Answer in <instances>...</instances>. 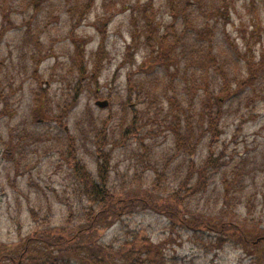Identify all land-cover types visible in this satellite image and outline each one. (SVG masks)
<instances>
[{
	"label": "rangeland",
	"instance_id": "rangeland-1",
	"mask_svg": "<svg viewBox=\"0 0 264 264\" xmlns=\"http://www.w3.org/2000/svg\"><path fill=\"white\" fill-rule=\"evenodd\" d=\"M186 1L189 10L183 15L181 9L186 3L183 0H95L91 11L80 18L78 9L88 0H39L38 3L9 0L5 10L10 11L11 17L6 21L0 5V29L7 26L0 38V245L3 249L19 244L36 227L30 206L50 209L53 225L61 226L70 217L68 203L75 205L74 209L82 204L76 201L81 183L75 178L68 149L71 152L76 149L79 158L97 175L101 153L96 136L103 128L108 133L105 150L112 154L113 188L119 192L129 191L133 184L135 188L138 185L150 188L155 174L146 162L148 158H141V153H146L145 144L152 150L150 162L154 165L157 159L160 169L166 167L164 186L169 191L178 190L186 176L185 158H178L172 133L154 113L150 123L144 121L143 133L134 130L129 141L124 145L120 142L122 122H130L134 109L139 107L134 105L135 96L128 104V77L131 75L138 82L145 80L147 73L140 67H150L145 64L149 50L143 19L152 14L153 25L158 24L161 33L172 23L181 33L185 21L180 18L175 22L174 18L183 16L193 18L194 22L200 18L201 24L207 12L209 18H222L221 26L226 19V32L230 36L228 41L223 32L218 33L216 52L233 56L230 43L244 52L249 42L254 44L258 60L264 57V0ZM74 5H77L76 14L69 12ZM194 22H187L188 29H195L201 36L202 28ZM257 24L260 39H251ZM135 40L139 42L137 47L129 50ZM192 47L190 51H194ZM81 52L83 62L79 57ZM193 55L196 58V51ZM174 63V68L178 66L180 71L174 88L180 91L185 86L188 59L181 55ZM97 65L101 66L100 71L91 76ZM158 71L164 77V70ZM230 74L232 79L236 77L233 68ZM105 100L109 101L106 109L96 105L97 101ZM226 115L223 134L216 144L217 153L224 151L220 153L224 159L208 191L196 197L192 208L217 216L232 205L231 210L238 217L248 220L250 234L262 237L264 72L242 94H230ZM207 154L206 144H202L192 160L200 165ZM233 180L238 181L236 189L244 181L241 199H233ZM226 183L231 187L228 195ZM87 204L85 199L84 205ZM175 233L165 217L139 212L110 229H100L93 238L119 243L129 235L138 234L158 242L171 239L174 234L176 241L168 243V250L171 257L175 255L172 258L175 264H264L261 243L248 250L234 242L213 249L207 242L209 238L203 242L187 232H181L182 237Z\"/></svg>",
	"mask_w": 264,
	"mask_h": 264
},
{
	"label": "trees",
	"instance_id": "trees-1",
	"mask_svg": "<svg viewBox=\"0 0 264 264\" xmlns=\"http://www.w3.org/2000/svg\"><path fill=\"white\" fill-rule=\"evenodd\" d=\"M94 1L88 0L82 9H78L77 14L80 18H84L91 11ZM183 1L186 2L181 9L184 15L189 10V2ZM8 2L9 0H0L5 21L11 17L10 11L5 10L7 9L5 4ZM38 2L39 0H31V3ZM149 6L153 11L152 2ZM76 7L77 5H74L69 12L76 14ZM209 17L205 12L201 24L200 18L195 22L193 18L183 16L174 18L175 22L180 18L185 21L186 27L181 33L174 23L161 33L158 24L153 25L155 20L153 15L145 17L143 20L149 30V33L145 31L149 50L148 61L145 64L150 67H140V70L147 73L145 80L138 82L133 81L131 75L128 77V104L135 96L134 105L139 107L134 109L130 122H122L121 145L129 141L134 130L136 133H143L144 121L149 120L150 123L154 113L155 118L163 122L172 133L178 158H185L186 176L181 179L178 190L169 191L164 186L166 167L160 169L157 159L154 160L156 162L154 165L150 162L152 150L145 144L143 147L146 153H141V158H148L146 162L149 166L151 164V170L155 174L150 188L144 189L139 185L135 188L134 184L126 192H119L113 188L110 178L112 154L111 151L105 150L108 145L105 142L108 133L106 128H103L96 136L101 153L97 175L93 174L79 158L76 149L72 152L68 149L73 160L75 178L81 183V191L76 195V201L82 204L74 209L75 205L68 203L71 208L68 214L70 217L61 226L53 225L50 209L44 211L43 207L37 209L30 206V215L36 222V227L24 238L21 237L19 244L11 249L5 250L0 245V264H175L172 261L175 255L171 257L168 250V243L176 241L174 234L171 239L158 242L151 237H142L138 234L129 235L119 243H106L93 238V234L100 229H110L125 217L139 212H152L165 217L172 231L179 237H182L181 232H187L198 241L201 238L205 242V238H209L207 242L213 249L222 248L230 242L238 243L246 250L257 247L259 243L264 246V236L251 235L248 220L238 217L231 210L232 205L229 208L225 207L217 216L208 211L192 208L196 197L208 191L212 177L224 159V155L220 156L224 151L217 153L216 144L223 134V122L227 116V101L230 94H242L252 83L255 85L259 74L264 72V57L258 60L254 44L246 42L245 51L242 52L239 47L230 43L233 56L225 57L221 52H216L219 45L218 33L223 32L228 41L230 36L226 32V19L221 26L219 21L222 18ZM187 22L201 26V36L195 29L189 30ZM6 27L3 25L0 29V38L3 37ZM259 29L260 26L257 24L251 39L256 37L260 39ZM138 43V40H135L129 50L137 47ZM191 47L196 51V58L193 55L194 51H190ZM181 55L188 59V64L184 75L185 86H181V90L178 91L179 88H174V85L180 71L178 66L175 69L173 65L174 60ZM79 57L83 62V52ZM97 66L95 71L90 72L91 76H96L100 71L101 66ZM232 68L236 73L234 79L230 74ZM162 69L164 77L158 73V70ZM194 69H197L196 72ZM81 70L83 71V68ZM244 74L248 77H242ZM95 125L97 124L94 122V129ZM69 143L73 149V138ZM202 144H206L208 154L198 165L192 157ZM237 182L233 180L235 185L233 199H241L245 190L244 181H241L240 189H236ZM230 189L231 187L227 186V195ZM85 199L87 205H84ZM65 201L67 203L68 199ZM228 201L229 199L226 201L227 204ZM262 256L264 259V249Z\"/></svg>",
	"mask_w": 264,
	"mask_h": 264
},
{
	"label": "water",
	"instance_id": "water-1",
	"mask_svg": "<svg viewBox=\"0 0 264 264\" xmlns=\"http://www.w3.org/2000/svg\"><path fill=\"white\" fill-rule=\"evenodd\" d=\"M96 105L101 109H106L109 106V101H97Z\"/></svg>",
	"mask_w": 264,
	"mask_h": 264
}]
</instances>
